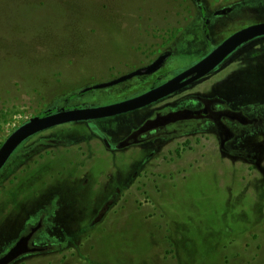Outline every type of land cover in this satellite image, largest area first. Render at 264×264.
Segmentation results:
<instances>
[{
    "label": "rangeland",
    "instance_id": "obj_1",
    "mask_svg": "<svg viewBox=\"0 0 264 264\" xmlns=\"http://www.w3.org/2000/svg\"><path fill=\"white\" fill-rule=\"evenodd\" d=\"M260 21L264 0H0V145L34 116L157 86ZM204 107L251 121L224 116L222 144L204 116L137 132ZM19 241L5 264H264V35L147 106L22 141L0 169V259Z\"/></svg>",
    "mask_w": 264,
    "mask_h": 264
},
{
    "label": "water",
    "instance_id": "obj_2",
    "mask_svg": "<svg viewBox=\"0 0 264 264\" xmlns=\"http://www.w3.org/2000/svg\"><path fill=\"white\" fill-rule=\"evenodd\" d=\"M262 35H264V21L249 24L230 34L220 44L215 46L209 53L190 67L169 78L165 82L140 94L107 104L60 109L52 113L30 118L28 121L14 129L1 143L0 169L16 147L26 138L59 124L107 118L144 107L145 105L174 93L182 87L203 77L241 44L254 37ZM168 55L169 53H163L146 66L138 68L118 78L88 86L84 88V91L92 88L111 86L136 75L152 73L164 63ZM204 112H206V110Z\"/></svg>",
    "mask_w": 264,
    "mask_h": 264
},
{
    "label": "trees",
    "instance_id": "obj_3",
    "mask_svg": "<svg viewBox=\"0 0 264 264\" xmlns=\"http://www.w3.org/2000/svg\"><path fill=\"white\" fill-rule=\"evenodd\" d=\"M232 118H236L239 121L243 123L249 122V119H247L245 116L235 113V112H227ZM198 115V112L191 111V110H181L176 112H169L164 115H158L154 119L147 120L145 124L141 127V130L146 128L155 127L158 125H162L171 121H175L178 119H185V118H192L196 117ZM215 126L217 128V131L219 135L221 136V142L225 141L227 138L231 136V132L226 128V126L220 121L219 118L214 119ZM126 144L125 142L120 143V145ZM109 204V201H107L104 206H102L101 210L99 211V214L97 216V219L101 217V215L106 210L107 206ZM21 243L20 241L15 244L14 247L6 254V256L2 257L0 259V264H5L9 260L13 259L18 253L22 251L21 249Z\"/></svg>",
    "mask_w": 264,
    "mask_h": 264
},
{
    "label": "flooded vegetation",
    "instance_id": "obj_4",
    "mask_svg": "<svg viewBox=\"0 0 264 264\" xmlns=\"http://www.w3.org/2000/svg\"><path fill=\"white\" fill-rule=\"evenodd\" d=\"M168 57H169V55H168ZM167 57V58H168ZM167 58H166V60H167ZM165 60V61H166ZM164 61V62H165ZM162 66V65H161ZM134 71V70H133ZM132 72V71H131ZM180 73V72H179ZM178 74V73H177ZM176 75V74H175ZM174 75V76H175ZM137 76V75H136ZM134 77V76H133ZM131 78V77H130ZM127 80V79H126ZM165 82V81H164ZM120 83V82H119ZM118 84V83H117ZM189 85V84H188ZM187 86V85H186ZM185 87V86H184ZM183 88V87H182ZM90 90V89H89ZM148 90V89H147ZM88 91V90H87ZM146 91V90H145ZM144 92V91H143ZM142 93V92H141ZM138 94H140V93H138ZM137 95V94H136ZM133 96H135V95H133ZM132 97V96H131ZM129 98V97H128ZM126 99V98H125ZM155 102V101H154ZM206 102V104H208L209 102L208 101H205ZM153 103V102H152ZM149 104H151V103H149ZM148 105V104H147ZM147 105H145V106H147ZM142 108V107H141ZM186 110H191V111H196V112H198V115L196 116V117H192V118H185V119H195V118H198V117H200V116H204V117H208V118H211L212 119V121L214 122V119L215 118H219L220 119V121L226 126V124L224 123V121L222 120V118L224 117V116H228L229 118H232L227 112H235V113H239V114H241V115H243V116H245L247 119H249V122L251 121V119L250 118H248L245 114H243V112H239V111H231V110H215V111H213V110H211L210 108H207V107H204V108H202V109H187L186 108ZM206 110V112H204ZM181 111V110H180ZM50 113H52V112H50ZM156 117V116H155ZM154 117V118H155ZM154 118H152V119H154ZM233 119H236V118H233ZM148 120H151V119H148ZM178 120H183V119H178ZM236 120H238V119H236ZM147 121V120H146ZM146 121H144L143 122V124L137 129V132H140V131H144V130H148V129H150V128H146V129H143V130H141V127L145 124V122ZM175 121H177V120H175ZM239 121V120H238ZM171 122H173V121H171ZM171 122H168V123H171ZM241 122V121H240ZM243 123V122H242ZM165 124H167V123H165ZM165 124H162V125H165ZM162 125H158V126H162ZM214 125H215V123H214ZM158 126H155V127H158ZM151 128H153V127H151ZM215 128H216V126H215ZM226 128L230 131V129L226 126ZM216 131H217V128H216ZM136 132V133H137ZM231 132V131H230ZM217 133H218V131H217ZM218 135H219V133H218ZM231 136H232V132H231ZM230 136V137H231ZM219 137H220V143L222 144V143H224L227 139H229V138H227L225 141H223V142H221V136L219 135ZM123 142H125V141H123ZM120 143H122V142H120ZM120 143H119V145H120ZM125 143H127V142H125Z\"/></svg>",
    "mask_w": 264,
    "mask_h": 264
},
{
    "label": "crops",
    "instance_id": "obj_5",
    "mask_svg": "<svg viewBox=\"0 0 264 264\" xmlns=\"http://www.w3.org/2000/svg\"><path fill=\"white\" fill-rule=\"evenodd\" d=\"M246 55L244 54V56L243 57H245Z\"/></svg>",
    "mask_w": 264,
    "mask_h": 264
}]
</instances>
